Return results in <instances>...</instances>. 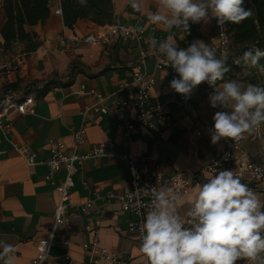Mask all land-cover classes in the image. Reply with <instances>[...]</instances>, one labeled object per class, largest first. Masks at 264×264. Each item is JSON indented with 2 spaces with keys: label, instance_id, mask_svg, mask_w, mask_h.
Returning <instances> with one entry per match:
<instances>
[{
  "label": "crops",
  "instance_id": "obj_1",
  "mask_svg": "<svg viewBox=\"0 0 264 264\" xmlns=\"http://www.w3.org/2000/svg\"><path fill=\"white\" fill-rule=\"evenodd\" d=\"M3 2L0 0V44H4L1 32L6 23ZM61 2L57 0L50 5L52 14L46 24L31 30L42 41L37 52L28 55L25 46L18 43L8 51L0 47V100L6 96L17 101L27 96L35 99L34 115H14V128L9 138L0 131V241L15 247L14 255L0 256V264H32L37 256V244L52 229L59 204L57 187L63 184L66 172L62 170L55 174V185H51L46 179L49 168L45 163L51 157L52 143L63 142L68 149L72 147L73 132L83 125L84 111L96 103L92 96L79 94L82 87L87 93L95 91L102 96H114L107 102V107L114 110L116 102L129 94L121 92L120 86L131 81L141 53L146 52L147 68L156 73L152 97L155 102L165 104V116L170 124L166 127L157 121L154 122L155 129L138 128L131 151L139 162L147 161L152 167H159L166 175H171L198 172L212 156L223 151L226 138H221L216 144L211 142L213 116L217 111L230 112L232 109L222 108L219 104L212 107L210 97L230 80L239 82L245 89L248 86L241 77L222 80L211 90L203 82L187 99L194 107L187 120L175 102L182 95L169 86L173 78L180 77L170 71H155L157 56L153 44H139L134 39L122 38L109 46H85L76 51H64L59 44L62 34L83 37L102 27L81 20L73 30L66 28L63 16L54 13L61 8ZM112 2L116 24L144 31L147 41L159 40L160 45L170 36V42L178 48H187L196 40H203L210 47L216 43L214 19L208 24L190 22V33L175 27L169 30L163 23L156 24L155 32L148 16L154 12L170 15L160 0H135L139 8H133L129 0ZM9 66H18L19 69L7 75L4 68ZM199 132L201 136L197 137ZM86 134L88 142L80 149L83 154L90 152L93 145L110 139L114 140L118 150L126 146L112 115L90 112ZM13 143L30 148L43 164L28 167L14 150ZM263 145L246 143L245 149L255 161H259ZM74 181L71 205L67 209L72 228L59 230L51 250L54 263L69 264L68 258L80 264L88 262L85 246L91 243L93 233L98 231L101 246L110 255L142 264L140 243L128 232L129 224L134 220L129 212L123 211L118 203L104 201L99 202L89 215L80 211L96 194L124 193L129 189L125 165L110 159L90 160L83 169H76ZM195 197H184L174 203L182 221ZM2 251L3 245L0 244Z\"/></svg>",
  "mask_w": 264,
  "mask_h": 264
},
{
  "label": "clouds",
  "instance_id": "obj_2",
  "mask_svg": "<svg viewBox=\"0 0 264 264\" xmlns=\"http://www.w3.org/2000/svg\"><path fill=\"white\" fill-rule=\"evenodd\" d=\"M86 5L87 0H78ZM139 8L135 0H129ZM170 15L154 12L148 16L152 24L163 23L190 33L191 23L208 24L213 19L219 27L226 22L240 24L251 15L244 0H160ZM167 37L159 45L179 79L170 81V88L190 98L193 90L207 82L215 86L229 71L226 57L217 58L214 48L203 40H196L187 48H178ZM151 47V45H150ZM264 57V49L257 46L244 51L243 59L257 66ZM239 64L240 60L234 61ZM264 71V67L261 68ZM243 89V90H242ZM211 106L219 104L231 111H217L213 116L211 142L221 138L240 140L264 124V87L243 85L237 81L223 84L211 97ZM192 210V227H185L177 214L171 189L157 190L153 207L146 212L141 227L140 251L149 264H235L246 259L250 264H264V202L241 177L232 170H221L196 186ZM0 256L15 253V247L0 241Z\"/></svg>",
  "mask_w": 264,
  "mask_h": 264
},
{
  "label": "built area",
  "instance_id": "obj_3",
  "mask_svg": "<svg viewBox=\"0 0 264 264\" xmlns=\"http://www.w3.org/2000/svg\"><path fill=\"white\" fill-rule=\"evenodd\" d=\"M56 1L51 0V4ZM54 13L57 16H62V8L56 9ZM215 23L217 36L216 43L212 48H214L217 58L226 57L228 63L234 55L231 37L228 33V22L222 28L217 25L216 20ZM150 24L152 30L156 32L157 25L151 22ZM175 29L177 28L175 27ZM122 38L134 39L139 44L145 42L153 44L155 46V55L157 56L155 71L164 70L170 71L175 76L179 75L171 67L166 56L159 51V40L147 41L144 31H139L131 26L115 24L101 28L97 32L83 37H71L64 33L60 37L59 44L64 51H76L85 46H109ZM147 57L146 52L141 53L140 62L134 68L131 81L120 86L121 92L127 91L129 94L125 99L116 102L114 110L107 107L108 100L114 96H102L95 91L87 93L85 88L82 87V91L79 94L92 96L96 103L92 108L84 111L83 125L80 129L74 130L73 145L70 149L63 142H56L51 145V157L45 163L49 168V174L46 179L51 185H55V174L62 170L66 172V177L63 184L57 187L59 204L54 224L48 236L37 244V256L32 261V264H55L51 256V250L55 244L58 232L61 228L67 230L72 228V221L67 216V209L71 205V192L75 188L74 172L77 168L83 169L85 163L90 160L110 159L123 163L128 170L129 189L124 193L112 192L104 196L96 194L94 198L89 199L81 207V213L89 215L99 202L118 203L123 211L129 212L134 217V220L129 224L128 232L139 243H141V227L145 214L153 207L157 190L167 191L171 189L169 196L175 197V203L181 198L195 196L197 192L196 186L207 182L208 176H214L221 170H232L241 177V182L247 184L264 202V151L260 160L255 161L250 152L245 149L246 143L264 144L263 124L254 132L244 134L240 140L226 138L223 151L218 155L212 156L198 172H176L166 175L159 167H152L147 161H138L131 151V145L134 143V134L137 129L140 127L155 129L154 122L157 121L166 127L170 124L165 116V104L155 102L152 97V92L156 86V73L148 70ZM18 69V66L5 67L4 73L9 75ZM220 81H217L215 86L206 82L205 87L209 90L215 89ZM175 102L188 120L194 112L193 105L183 96ZM92 111L99 112L102 115H112L116 121L119 135L126 143L124 148L118 150L114 140L110 139L105 143L93 145L91 151L86 154L81 153V147L88 142L86 127L89 121V114ZM16 114L20 116L34 115L35 99L27 96L22 101H17L10 96H6L0 100V131L7 138L12 135L15 123L14 115ZM156 131L161 133L159 130ZM200 136L201 133H197V137ZM13 148L23 158L28 167H36L43 164L39 160L38 155L27 146L13 143ZM193 203L189 212L192 210ZM261 210L264 211V208ZM183 222L185 227H192L194 219L187 214ZM97 225L100 226V223L98 222ZM93 234L91 243L85 246L89 260L83 264H135L131 260H122L110 255L101 246L99 232L96 231ZM262 236H264V231H262ZM260 255L264 256V253ZM142 257V264H149L147 257L143 253ZM67 260L69 264H80L71 258ZM235 264H250V262L246 259H240Z\"/></svg>",
  "mask_w": 264,
  "mask_h": 264
},
{
  "label": "trees",
  "instance_id": "obj_4",
  "mask_svg": "<svg viewBox=\"0 0 264 264\" xmlns=\"http://www.w3.org/2000/svg\"><path fill=\"white\" fill-rule=\"evenodd\" d=\"M50 5L51 0H4L6 23L1 32L4 44L0 47L8 51L18 43L25 46L28 55L37 52L42 47V41L31 30L47 23L52 14ZM243 6L251 10V15L240 24L228 22L234 55L226 64L229 71L224 74L223 80L241 77L242 82L248 85L264 87V71H261L264 57L258 60L257 66L242 58L244 51L253 46L264 49V0H244ZM61 8L64 25L70 30L81 20L102 28L116 24L112 0H87L86 5H81L78 0H62ZM237 59L239 64L234 62Z\"/></svg>",
  "mask_w": 264,
  "mask_h": 264
},
{
  "label": "rangeland",
  "instance_id": "obj_5",
  "mask_svg": "<svg viewBox=\"0 0 264 264\" xmlns=\"http://www.w3.org/2000/svg\"><path fill=\"white\" fill-rule=\"evenodd\" d=\"M234 54V53H233ZM264 125V124H263Z\"/></svg>",
  "mask_w": 264,
  "mask_h": 264
}]
</instances>
